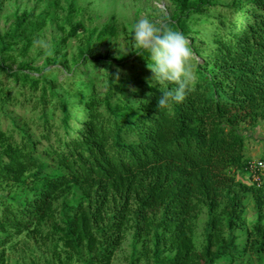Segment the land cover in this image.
Returning a JSON list of instances; mask_svg holds the SVG:
<instances>
[{"label": "trees", "instance_id": "1", "mask_svg": "<svg viewBox=\"0 0 264 264\" xmlns=\"http://www.w3.org/2000/svg\"><path fill=\"white\" fill-rule=\"evenodd\" d=\"M187 1L175 0L177 14L165 21L192 39V52L202 57L194 59V79L180 102L157 107L159 91L173 84L123 74L127 60H94L96 70L109 69L103 91L77 72L69 79L83 107L77 122L52 84L46 89L44 79L22 75V87L32 93L43 82L40 132L14 124L10 132L0 129V184L30 179L21 192L0 197V245L40 224L54 202L76 188L79 200L63 202L71 213L61 215V234L66 248L85 254L86 264H110L127 229L141 242L132 255L146 264H215L247 253L264 264V178L258 186L250 180L244 153L250 136L239 129L264 122V0H231L217 10L206 36L189 23L211 17L216 2L200 0L192 8ZM42 23L20 20L0 39L15 43ZM79 30L71 28L60 44ZM137 58L151 63L146 51ZM248 200L256 217L250 228L243 220ZM203 209L204 245L197 251L193 236Z\"/></svg>", "mask_w": 264, "mask_h": 264}, {"label": "rangeland", "instance_id": "2", "mask_svg": "<svg viewBox=\"0 0 264 264\" xmlns=\"http://www.w3.org/2000/svg\"><path fill=\"white\" fill-rule=\"evenodd\" d=\"M199 1L187 2L193 8ZM214 1L215 7L208 13L211 17H200L198 23H189L196 28L199 36H206L213 31L215 24H212V18L217 15L218 9H224L231 2ZM176 14L175 0H0V36L16 28L20 20L43 22L41 27L15 43L0 39V129L10 132L14 124L34 136L40 132L38 118L41 111L37 99L42 92L40 87L43 82L40 81L39 89L32 93L27 87H22L23 74L44 79L48 84L46 89L52 84L77 122L83 114V107L79 105V94L69 91V79L75 80L71 76L77 72L75 76H79L80 80L103 91L104 78L109 69L96 70L98 64H94V60H127L131 64L123 70V74L131 73L132 76L151 81L152 73L147 63L137 58L140 50L131 41L130 25L142 15L160 22L172 20ZM39 15H43L40 20ZM23 16H27V19ZM76 25H81L82 30L77 31L65 44H60V40ZM187 39L191 44L192 39ZM205 47L207 49L209 45ZM194 59L201 62L202 57L193 53L189 61L192 69L195 66ZM14 73L20 75L18 80L12 77ZM118 73L120 70H117ZM51 106L46 108L47 115L53 114ZM60 117L61 112L55 111L53 126L59 125ZM239 129L249 132L250 138L246 140L244 150L246 157L264 161V122H259L256 128L240 124ZM240 179L250 184L247 176L243 175ZM29 184V178L19 185L0 184V197L11 192L19 193ZM80 197L79 190L74 188L72 193L54 202L51 215L40 224L31 223L24 233L12 234L6 243L0 245L2 264H86L85 254L79 256L72 253L64 246L61 234L64 228L61 215L64 210L71 213L63 206V202L70 204ZM206 218L203 209L196 220L193 236L197 251L204 245ZM255 218L253 202L248 200L243 216L246 228L251 227ZM134 246L140 250L141 242H135L133 231L127 229L110 264H146L145 258L137 260L132 255ZM215 264L259 263L252 254L247 253L244 258L224 259Z\"/></svg>", "mask_w": 264, "mask_h": 264}, {"label": "clouds", "instance_id": "3", "mask_svg": "<svg viewBox=\"0 0 264 264\" xmlns=\"http://www.w3.org/2000/svg\"><path fill=\"white\" fill-rule=\"evenodd\" d=\"M133 45L148 53L151 61L150 83L174 87L160 90L157 107L166 108L173 102H180L190 90L194 73L190 64L193 56L190 43L185 35L161 20L156 22L148 15H142L130 25Z\"/></svg>", "mask_w": 264, "mask_h": 264}, {"label": "built area", "instance_id": "4", "mask_svg": "<svg viewBox=\"0 0 264 264\" xmlns=\"http://www.w3.org/2000/svg\"><path fill=\"white\" fill-rule=\"evenodd\" d=\"M250 180L257 186L261 184L264 178V161L260 159L248 161L246 168Z\"/></svg>", "mask_w": 264, "mask_h": 264}]
</instances>
